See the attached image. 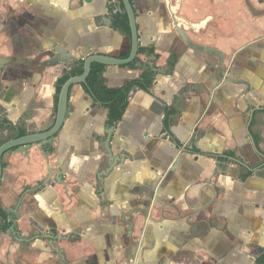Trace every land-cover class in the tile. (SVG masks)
<instances>
[{"label": "crops", "instance_id": "crops-1", "mask_svg": "<svg viewBox=\"0 0 264 264\" xmlns=\"http://www.w3.org/2000/svg\"><path fill=\"white\" fill-rule=\"evenodd\" d=\"M133 3L139 65L103 77L119 88L149 72L152 84L130 90L116 122L75 84L53 144L7 152L0 264H263L264 0ZM122 4L0 0V145L17 123L40 131L55 117L77 61L51 65L52 45H76L78 60L129 54V34L98 26ZM47 166L63 184H42Z\"/></svg>", "mask_w": 264, "mask_h": 264}, {"label": "water", "instance_id": "water-1", "mask_svg": "<svg viewBox=\"0 0 264 264\" xmlns=\"http://www.w3.org/2000/svg\"><path fill=\"white\" fill-rule=\"evenodd\" d=\"M112 1V0H110ZM125 12L127 13L128 19H129V25L131 29L130 39H131V46L128 57H120L113 54H107L101 51H95V50H89L87 53L81 51L79 53V60H83V73L79 75H73L69 77L64 84L61 86L59 95H58V101H57V107H56V114L55 117L49 121L48 123L44 124L43 128L40 129V131H34V129L29 128L24 129L23 126L20 123H17V126H15L13 131H15L14 137L8 139L4 143L0 145V188L2 186L3 178H4V166H3V160L5 158V155L7 152L11 150H18L19 152H29L31 147L33 145L41 144L42 146L52 144L54 137L63 129L65 126V122L69 116V99L71 94V88L75 84H83L86 85L87 78L91 72L93 63H101L105 65L106 67L111 66H118L123 67L126 66L132 62L135 61L138 54L140 53V24L138 21V13L136 11L135 5L133 1L131 0H121ZM112 6V4H111ZM122 8L115 10L113 12V15L111 17H107V19H103L102 21L98 22V26H111L114 27V15L116 13H121ZM181 33V32H180ZM181 36L187 41L188 44H191L187 38L181 33ZM76 45H74L73 48L69 47V50L63 47H58L56 45H52L51 48H53L50 53H47L51 60L50 64H69L73 63L75 61H79L77 58H75L71 52L76 49ZM90 49H92L90 47ZM0 64V69H1ZM159 72V69H156ZM161 71V70H160ZM220 71V69H219ZM222 76H225L224 73L221 72ZM1 79L2 76L0 74V98L2 97V91H1ZM138 87V86H137ZM93 97V96H92ZM94 98V97H93ZM95 99V98H94ZM98 102V101H97ZM100 103V102H99ZM100 105H103L100 103ZM22 130H27L26 134L21 135ZM113 130V129H112ZM112 165V164H111ZM48 174L46 176L45 181H42L43 183H49L52 179H55L58 183L63 184V173L56 171L55 169L51 168L50 166H47ZM147 195L150 197L155 196L156 189H146ZM73 235H55L51 239L53 241L57 240H68L72 239Z\"/></svg>", "mask_w": 264, "mask_h": 264}, {"label": "trees", "instance_id": "trees-1", "mask_svg": "<svg viewBox=\"0 0 264 264\" xmlns=\"http://www.w3.org/2000/svg\"><path fill=\"white\" fill-rule=\"evenodd\" d=\"M133 1V0H131ZM114 27L121 29L127 34H131V29L129 25V19L127 13L125 12L124 5L122 4V12L116 13L114 15ZM144 49L140 47V53ZM127 54L125 57H128ZM139 58L137 57L134 62L126 65L129 68H137L139 65ZM83 60L77 61L69 71L59 80L58 83V95L61 89V86L64 82L73 75H79L83 73ZM106 69V66L101 63H93L91 72L87 78V83L85 87L88 92L95 98L96 101L107 106L110 110V119L111 121H118L122 118L125 113L128 104V97L130 90L135 87H142L148 89L153 82V77L149 72H144L140 78L128 82L122 87L119 88H110L105 84V79L103 73ZM58 101V97H57ZM26 132L21 131V135H24ZM262 263L264 264V256L262 258Z\"/></svg>", "mask_w": 264, "mask_h": 264}, {"label": "flooded vegetation", "instance_id": "flooded-vegetation-1", "mask_svg": "<svg viewBox=\"0 0 264 264\" xmlns=\"http://www.w3.org/2000/svg\"><path fill=\"white\" fill-rule=\"evenodd\" d=\"M114 10H117L116 8L115 9H113V12H114ZM52 144H53V142H52ZM49 145H51V144H49Z\"/></svg>", "mask_w": 264, "mask_h": 264}]
</instances>
